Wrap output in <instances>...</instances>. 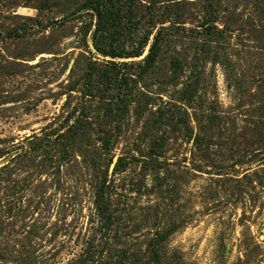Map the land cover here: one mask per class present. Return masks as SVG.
Wrapping results in <instances>:
<instances>
[{
  "label": "rangeland",
  "instance_id": "rangeland-1",
  "mask_svg": "<svg viewBox=\"0 0 264 264\" xmlns=\"http://www.w3.org/2000/svg\"><path fill=\"white\" fill-rule=\"evenodd\" d=\"M87 1L0 0V264H264V0Z\"/></svg>",
  "mask_w": 264,
  "mask_h": 264
},
{
  "label": "trees",
  "instance_id": "trees-1",
  "mask_svg": "<svg viewBox=\"0 0 264 264\" xmlns=\"http://www.w3.org/2000/svg\"><path fill=\"white\" fill-rule=\"evenodd\" d=\"M107 0H90L87 1V3L90 5L91 9L95 12L97 18H98V23L96 24L95 27V32L99 29L100 27V22L101 20L104 21L106 18V14L103 10L104 5L106 4ZM64 21V19L60 20V22ZM159 37L155 36L152 43L149 46L148 53L144 57V61L146 62L147 66H151L153 62L155 61V58L157 56V53L159 51ZM179 63L177 61L174 62V66H178ZM90 71L86 72V77L90 76ZM95 207L97 211L101 214H104V209L105 207L102 204V194L99 191H96L95 194V199H94Z\"/></svg>",
  "mask_w": 264,
  "mask_h": 264
}]
</instances>
